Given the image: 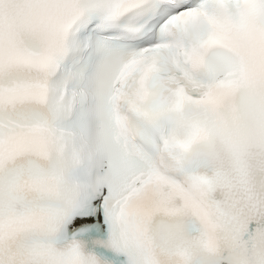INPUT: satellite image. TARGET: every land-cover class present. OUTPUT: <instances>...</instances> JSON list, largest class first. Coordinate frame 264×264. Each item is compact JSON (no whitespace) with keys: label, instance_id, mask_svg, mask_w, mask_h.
I'll return each mask as SVG.
<instances>
[{"label":"snow or ice","instance_id":"obj_1","mask_svg":"<svg viewBox=\"0 0 264 264\" xmlns=\"http://www.w3.org/2000/svg\"><path fill=\"white\" fill-rule=\"evenodd\" d=\"M0 264H264V0H0Z\"/></svg>","mask_w":264,"mask_h":264}]
</instances>
